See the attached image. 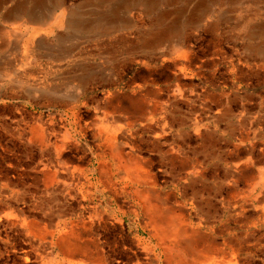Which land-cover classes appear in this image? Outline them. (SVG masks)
I'll return each instance as SVG.
<instances>
[{"label": "rangeland", "instance_id": "obj_1", "mask_svg": "<svg viewBox=\"0 0 264 264\" xmlns=\"http://www.w3.org/2000/svg\"><path fill=\"white\" fill-rule=\"evenodd\" d=\"M180 253L264 264V0H4L0 264Z\"/></svg>", "mask_w": 264, "mask_h": 264}, {"label": "bare ground", "instance_id": "obj_2", "mask_svg": "<svg viewBox=\"0 0 264 264\" xmlns=\"http://www.w3.org/2000/svg\"><path fill=\"white\" fill-rule=\"evenodd\" d=\"M4 0H0V4L3 2ZM42 1V0H41ZM100 1H104V0H100ZM26 1H21L18 3L17 7L14 9H11L9 12L5 13L3 16V20L4 22H11V21H19L20 19V12L24 11V6H25ZM36 3V2H35ZM5 4V3H4ZM10 9V8H8ZM32 12V11H31ZM121 12V11H120ZM33 14V13H32ZM33 16V15H32ZM178 22V21H177ZM177 24V23H176ZM175 24V25H176ZM179 24V23H178ZM170 27H168L169 29L171 28V30H164V31H157V32H153L149 35H147L143 41V43L145 42L147 45H153V44H157L156 42L160 40V38L163 36V34H167L169 32L172 33V24H169ZM261 25V24H260ZM176 28V27H175ZM260 28V27H259ZM176 35V34H175ZM163 39V38H162ZM177 40V39H176ZM142 43V42H141ZM143 46V45H142ZM122 139V138H121ZM113 156L117 157L118 159L121 158V149H119L118 147L113 146L112 150H111ZM120 161V160H119ZM121 162V161H120ZM134 163V162H133ZM130 164V163H129ZM122 165V164H121ZM137 165V164H136ZM139 165V164H138ZM134 166V165H133ZM148 203V202H147ZM146 211L147 214L149 215V218L152 220V224L155 228V231H158L159 233H161L164 237H166L168 235V232H171L169 230V228H166L167 223L168 222H172L173 217L167 213L166 211H155L153 206H146ZM55 214V213H54ZM58 214V213H57ZM59 216V215H58ZM170 217V219H168ZM165 224V225H163ZM49 228V227H48ZM177 228V227H176ZM76 233V232H75ZM190 247V246H189ZM178 248V247H177ZM179 249V248H178ZM86 249L83 248L82 250H80V253H85ZM180 250V249H179ZM87 251V250H86ZM176 251V248H175ZM179 252V251H178ZM185 252V251H184ZM93 255V254H92ZM184 256V254H183ZM182 254L180 253L179 255L177 254L178 260H179V264H187V260L184 259L185 257H183ZM191 262V261H190ZM189 262V263H190Z\"/></svg>", "mask_w": 264, "mask_h": 264}]
</instances>
